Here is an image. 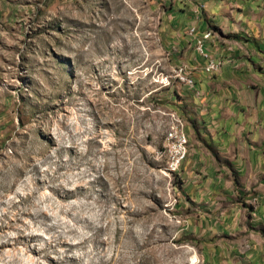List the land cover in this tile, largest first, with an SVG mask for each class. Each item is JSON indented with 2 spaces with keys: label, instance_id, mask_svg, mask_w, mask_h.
Instances as JSON below:
<instances>
[{
  "label": "rangeland",
  "instance_id": "obj_1",
  "mask_svg": "<svg viewBox=\"0 0 264 264\" xmlns=\"http://www.w3.org/2000/svg\"><path fill=\"white\" fill-rule=\"evenodd\" d=\"M154 1L0 0V264H209L167 170L183 83ZM234 239L209 245L264 246Z\"/></svg>",
  "mask_w": 264,
  "mask_h": 264
},
{
  "label": "crops",
  "instance_id": "obj_2",
  "mask_svg": "<svg viewBox=\"0 0 264 264\" xmlns=\"http://www.w3.org/2000/svg\"><path fill=\"white\" fill-rule=\"evenodd\" d=\"M154 2L164 46L195 81L172 101L189 139L177 211L209 264H258L260 241L244 251L235 244L229 258L227 246L209 243L264 233V0ZM210 62L217 71H206Z\"/></svg>",
  "mask_w": 264,
  "mask_h": 264
},
{
  "label": "built area",
  "instance_id": "obj_3",
  "mask_svg": "<svg viewBox=\"0 0 264 264\" xmlns=\"http://www.w3.org/2000/svg\"><path fill=\"white\" fill-rule=\"evenodd\" d=\"M212 32H207L203 39H208L212 36ZM198 49L202 52V40L198 42ZM207 57V55H205ZM220 67V63L210 62L206 68L208 72L217 71ZM177 76L179 80L188 86H193L195 81L191 75L190 70L187 66L181 65L178 67ZM170 116L173 120L170 128L168 129L166 140L168 149V162L167 170L171 173L177 172L183 165L184 161L187 159L189 154V139L185 132V122L178 116L176 112H171ZM257 202V199H254Z\"/></svg>",
  "mask_w": 264,
  "mask_h": 264
}]
</instances>
